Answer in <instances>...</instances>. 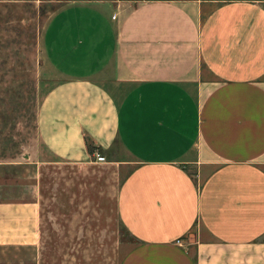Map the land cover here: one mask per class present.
<instances>
[{
	"label": "crops",
	"instance_id": "obj_1",
	"mask_svg": "<svg viewBox=\"0 0 264 264\" xmlns=\"http://www.w3.org/2000/svg\"><path fill=\"white\" fill-rule=\"evenodd\" d=\"M64 2L38 134L65 161L137 163L117 209L139 242L120 264H264V0ZM6 181L0 264H38V202Z\"/></svg>",
	"mask_w": 264,
	"mask_h": 264
},
{
	"label": "rangeland",
	"instance_id": "obj_2",
	"mask_svg": "<svg viewBox=\"0 0 264 264\" xmlns=\"http://www.w3.org/2000/svg\"><path fill=\"white\" fill-rule=\"evenodd\" d=\"M64 4L0 0V171L15 194L38 202V264H120L139 242L117 209L120 184L137 163L123 154L65 161L38 134L39 106L61 78L47 59L44 29Z\"/></svg>",
	"mask_w": 264,
	"mask_h": 264
},
{
	"label": "built area",
	"instance_id": "obj_3",
	"mask_svg": "<svg viewBox=\"0 0 264 264\" xmlns=\"http://www.w3.org/2000/svg\"><path fill=\"white\" fill-rule=\"evenodd\" d=\"M93 157H94V160H95V161H98V162H102V161L105 160L104 156L101 155V154L98 153V152H94Z\"/></svg>",
	"mask_w": 264,
	"mask_h": 264
}]
</instances>
